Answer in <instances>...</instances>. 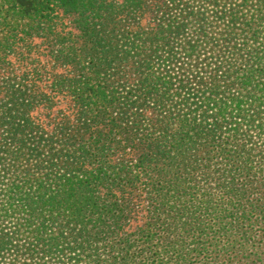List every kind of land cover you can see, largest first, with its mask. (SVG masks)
Segmentation results:
<instances>
[{
  "label": "trees",
  "instance_id": "16d2710c",
  "mask_svg": "<svg viewBox=\"0 0 264 264\" xmlns=\"http://www.w3.org/2000/svg\"><path fill=\"white\" fill-rule=\"evenodd\" d=\"M2 65L0 264H264V0H0Z\"/></svg>",
  "mask_w": 264,
  "mask_h": 264
},
{
  "label": "rangeland",
  "instance_id": "374dc122",
  "mask_svg": "<svg viewBox=\"0 0 264 264\" xmlns=\"http://www.w3.org/2000/svg\"><path fill=\"white\" fill-rule=\"evenodd\" d=\"M59 23H62L61 27H56L57 31L60 30H66V31H70L73 34H77V31L74 28V24L72 23V17L71 16H66V15H62V13H59ZM47 52V48L45 46H42L41 44L39 46L36 47V54L37 57H41L43 54H45ZM44 56H42L41 58H43ZM11 60L14 64L13 67L17 66V61H13L14 58L11 57ZM52 64L51 61L49 60V65ZM28 66V67H27ZM31 63H27L26 61L19 65V70H24V69H29L31 68ZM56 66V65H55ZM11 67V66H4L2 65L0 67V96H4V92L7 89V85L3 83V77L10 75L12 72H15V69ZM61 68L57 67V71H60ZM51 77V75H50ZM50 77H46L44 80H42L41 82H38V86L40 85V88L44 91H48L49 90V85L51 82ZM52 78V77H51ZM55 96L54 98V102L55 105L50 108L47 109L45 112L43 110H40V113L37 114H41V119L45 121V124L47 125L49 120L52 119V117H54L55 114H57L58 112L61 113H71L73 109L70 108L71 102L69 98H64L63 94L59 93V92H54L53 94ZM50 118V119H49ZM51 121V120H50Z\"/></svg>",
  "mask_w": 264,
  "mask_h": 264
}]
</instances>
